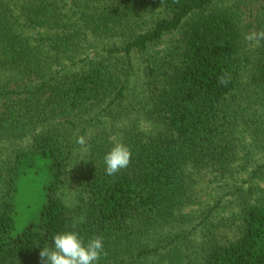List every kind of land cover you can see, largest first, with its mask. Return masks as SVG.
<instances>
[{
    "label": "trees",
    "instance_id": "obj_1",
    "mask_svg": "<svg viewBox=\"0 0 264 264\" xmlns=\"http://www.w3.org/2000/svg\"><path fill=\"white\" fill-rule=\"evenodd\" d=\"M260 29L264 0H0V264L72 230L103 236L99 264H264ZM116 142L132 159L109 176ZM42 154L44 202L12 236Z\"/></svg>",
    "mask_w": 264,
    "mask_h": 264
},
{
    "label": "clouds",
    "instance_id": "obj_2",
    "mask_svg": "<svg viewBox=\"0 0 264 264\" xmlns=\"http://www.w3.org/2000/svg\"><path fill=\"white\" fill-rule=\"evenodd\" d=\"M243 39L260 46L264 41V29L243 33ZM218 80L226 85L229 76L224 73L218 77ZM76 143L80 146H87L84 136H78ZM131 159V148L122 142H116L104 156L106 175L113 176L127 168ZM72 228H77V222H73ZM39 256L43 264H99L101 259L107 256V252L104 248L103 236H94L85 243L78 232L72 230L56 233L52 238V247L42 248Z\"/></svg>",
    "mask_w": 264,
    "mask_h": 264
},
{
    "label": "rangeland",
    "instance_id": "obj_3",
    "mask_svg": "<svg viewBox=\"0 0 264 264\" xmlns=\"http://www.w3.org/2000/svg\"><path fill=\"white\" fill-rule=\"evenodd\" d=\"M32 167L24 169L17 182L15 196L16 213L12 236L20 233L30 222L37 219L44 202L43 187L50 181L49 156L42 154L35 157Z\"/></svg>",
    "mask_w": 264,
    "mask_h": 264
}]
</instances>
